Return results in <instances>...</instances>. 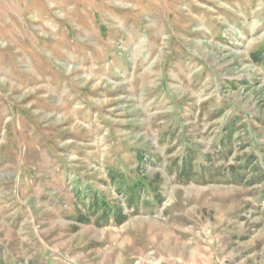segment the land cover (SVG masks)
I'll use <instances>...</instances> for the list:
<instances>
[{
  "label": "rangeland",
  "instance_id": "rangeland-1",
  "mask_svg": "<svg viewBox=\"0 0 264 264\" xmlns=\"http://www.w3.org/2000/svg\"><path fill=\"white\" fill-rule=\"evenodd\" d=\"M177 241L264 264V0H0V264Z\"/></svg>",
  "mask_w": 264,
  "mask_h": 264
},
{
  "label": "bare ground",
  "instance_id": "bare-ground-1",
  "mask_svg": "<svg viewBox=\"0 0 264 264\" xmlns=\"http://www.w3.org/2000/svg\"><path fill=\"white\" fill-rule=\"evenodd\" d=\"M157 229V228H156ZM160 230V229H159ZM168 235V234H167ZM172 238V237H171ZM199 238L200 240L202 239L201 236L197 237ZM202 242L204 243V240H202ZM184 244V249L182 251L184 252H180L179 250H181V244L177 241L176 245L174 247L171 248V251H170V254L171 256H175L178 257L181 262L183 264H198L199 262H201V258L203 255V252H201L202 250L200 249V247L198 246L199 245V242L197 243H190V242H186V243H183ZM170 245V244H169ZM190 246H194L195 251L194 254L190 257V258H187L186 256L189 255V253L186 251ZM189 251V250H188ZM169 256V255H168ZM206 257V256H205ZM173 258V257H172ZM165 260V259H164Z\"/></svg>",
  "mask_w": 264,
  "mask_h": 264
},
{
  "label": "trees",
  "instance_id": "trees-1",
  "mask_svg": "<svg viewBox=\"0 0 264 264\" xmlns=\"http://www.w3.org/2000/svg\"><path fill=\"white\" fill-rule=\"evenodd\" d=\"M135 187H136L135 185L130 186V187H128V188H129L128 190H129V191H130V190H133V189H135Z\"/></svg>",
  "mask_w": 264,
  "mask_h": 264
}]
</instances>
